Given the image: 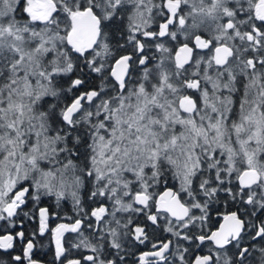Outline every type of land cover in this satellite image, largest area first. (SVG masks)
Instances as JSON below:
<instances>
[{
  "label": "snow or ice",
  "instance_id": "obj_1",
  "mask_svg": "<svg viewBox=\"0 0 264 264\" xmlns=\"http://www.w3.org/2000/svg\"><path fill=\"white\" fill-rule=\"evenodd\" d=\"M46 236L264 264V0H0V264Z\"/></svg>",
  "mask_w": 264,
  "mask_h": 264
},
{
  "label": "flooded vegetation",
  "instance_id": "obj_2",
  "mask_svg": "<svg viewBox=\"0 0 264 264\" xmlns=\"http://www.w3.org/2000/svg\"><path fill=\"white\" fill-rule=\"evenodd\" d=\"M217 219H218V217H216L215 214H213V222H215ZM56 222L57 221L55 219H53L51 221V225L55 224ZM216 226H218V225L213 223V227H216ZM68 235H74V234H68ZM40 240L43 243L44 247H42V248L39 246L37 247L35 258L43 261L44 264H52L53 248L51 245H49V243H46V240H49V238L46 236V237L40 238ZM140 250L142 251V250H147V249H144L143 246H141ZM203 254H207V248L203 249ZM138 255H139V252H137V256ZM129 264H134V258L129 257Z\"/></svg>",
  "mask_w": 264,
  "mask_h": 264
},
{
  "label": "trees",
  "instance_id": "obj_3",
  "mask_svg": "<svg viewBox=\"0 0 264 264\" xmlns=\"http://www.w3.org/2000/svg\"><path fill=\"white\" fill-rule=\"evenodd\" d=\"M57 222H60L58 219H55ZM53 224V223H52ZM46 243H49V240H46Z\"/></svg>",
  "mask_w": 264,
  "mask_h": 264
},
{
  "label": "rangeland",
  "instance_id": "obj_4",
  "mask_svg": "<svg viewBox=\"0 0 264 264\" xmlns=\"http://www.w3.org/2000/svg\"><path fill=\"white\" fill-rule=\"evenodd\" d=\"M56 223H58V222H56ZM56 223H55V224H53V225H51V227H55Z\"/></svg>",
  "mask_w": 264,
  "mask_h": 264
}]
</instances>
